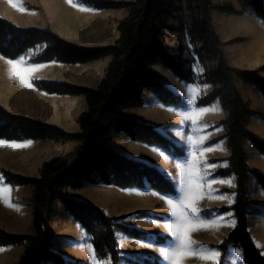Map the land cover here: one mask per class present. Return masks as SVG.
<instances>
[{"label": "trees", "instance_id": "obj_1", "mask_svg": "<svg viewBox=\"0 0 264 264\" xmlns=\"http://www.w3.org/2000/svg\"><path fill=\"white\" fill-rule=\"evenodd\" d=\"M182 0H81L82 4L98 9H126L117 26L118 39L101 47L77 45L61 37L49 27H21L0 16V55L16 59L31 49L44 46L32 57L33 64L56 62L84 65L110 57L104 76L95 88L58 80L36 79L33 85L42 92L61 96L84 97L86 109L78 116L79 130L68 132L64 128L39 118L13 112L0 103V140L8 142L52 141L74 142L76 148L64 157L43 162L37 176H28L2 169L6 184L29 187L32 190V234L13 233L0 227L1 246H24L17 264H80L68 261L53 249L52 224L58 217L59 207L79 223L90 236L98 259L109 258L111 264H120L124 251L118 246L116 232L122 231L136 239H146L148 233L120 222L107 215L96 203L65 194L64 190L90 184H103L118 188L155 190L163 195L177 196L174 183L158 168L129 158L112 147L119 138L157 146L173 154L183 155V148L161 134L157 127L143 120L131 118L120 111L131 103L144 105L145 99L137 93L141 87L163 105L184 107L182 96L156 78L146 74L143 66L158 62L175 77L186 83L197 79L191 64L182 60L183 48L176 53L161 40L167 36L165 23L171 18L177 3ZM190 12L185 31L191 43L200 44V63L214 61L216 69L205 71L201 82L213 89L200 97L196 104L206 106L215 99L221 101L226 118L228 167L216 175L234 176L236 200L232 205L219 207V212L232 211L236 219L234 229L214 245L219 251L217 264H227L229 249L239 247L244 264H264V255L255 245L249 231L247 217L246 184L250 174L264 189V174L251 171L242 143L249 140L264 155V141L247 128L251 112L236 89V81L251 85L264 98V78L255 71L230 67L213 26L210 0H183ZM243 8L251 10L264 21V0H241ZM233 13L234 7H218ZM138 218L149 216L146 211ZM167 236H156L164 243Z\"/></svg>", "mask_w": 264, "mask_h": 264}, {"label": "rangeland", "instance_id": "obj_2", "mask_svg": "<svg viewBox=\"0 0 264 264\" xmlns=\"http://www.w3.org/2000/svg\"><path fill=\"white\" fill-rule=\"evenodd\" d=\"M210 1L213 5V13L221 11L218 7H228V0ZM125 14L124 9L98 10L90 8L82 4L81 0H0V16L11 20L18 26L49 27L66 40L86 47H101L115 42L118 38L117 26ZM187 22H190V12L182 0L177 3L176 10L173 11L171 18L165 23L167 36L161 42L173 53H176L179 48H183V62L192 65L197 75L196 82H201V76L207 67H203L199 63L198 51L200 44L190 42L184 29ZM43 49L44 46H38L16 59H7L0 55V103L13 112L56 124L68 132H76L74 128L78 125V116L86 109L85 98L47 94L39 91L33 85V81L36 79L58 80L95 88L101 81L107 60L103 58L84 65H67L56 62L33 64L30 59L42 52ZM142 69L146 74L156 78L171 90L180 94L186 102L190 103V106L192 105L191 100H193L194 91L191 93L188 91V94L187 91L184 93L181 86L176 84L179 83L177 82L179 79L158 62L143 66ZM170 77L174 78L173 82L169 81ZM136 91L144 97L145 104L131 103L124 111L129 114L137 113L146 122L151 119L150 112L152 108L148 106L149 101H147L148 98L145 96L144 90L137 87ZM195 105L198 106L196 103ZM184 116V113L172 115L173 121H175L172 124L179 126V122ZM164 135L180 146L181 133L179 131L172 128L169 134ZM76 146L77 144L74 142L31 140L8 142L0 140V223L12 219L13 212L20 213L25 218L32 214L31 188L6 186L1 170L6 169L28 176H37L43 162L56 157H64L72 152ZM112 146L129 158L155 166L160 171L168 173V175L172 174L174 179L171 181L174 183L177 196L171 197L178 199L177 202L179 201V203L189 199L185 182H182L177 176L176 162L171 164V160L164 161L149 149L134 144V142H129L125 138L117 139ZM182 148L184 151L181 157H174L173 154L171 156L182 161L185 156V148ZM181 167L186 174L188 173V179L191 180V173L196 170L195 163L191 165L188 162L187 164H181ZM190 184L193 185V182H190ZM70 193L102 206L107 215L113 218L121 212L131 211L132 209L137 212L164 213L160 207L162 206L161 199L163 197L152 193L150 189L127 190L103 184H90L76 188ZM167 205H170V203ZM157 207L158 209H154ZM125 213L127 214L123 217L124 222L121 220L120 222L148 232V237L146 239H136L121 232L131 239L126 243L119 236V247L124 249V255L135 251L139 253L138 255L124 256L122 264H195L194 262L201 259V254H196L193 250H190V252L183 250L180 255L158 251L155 257L144 258L141 253L149 254L147 241H153L157 245L153 240L156 235L153 234L160 233L148 231L146 221L142 223L135 222L134 213ZM191 213L194 212L191 211ZM64 214L66 215L63 208L59 207L58 217ZM202 214L206 215L207 212ZM133 222L141 226H134L132 225ZM164 224L158 226L163 232L165 231L164 228L168 229V226ZM54 230L56 233L59 231L56 224H54ZM194 232L195 230L192 231L191 236ZM56 238L60 239L58 236ZM204 243L206 242L196 240L194 245ZM219 243H210V245L214 247ZM230 262L231 264H238L236 259L235 261L230 259ZM86 264L94 263L87 257ZM102 264H111L109 258H106Z\"/></svg>", "mask_w": 264, "mask_h": 264}, {"label": "crops", "instance_id": "obj_3", "mask_svg": "<svg viewBox=\"0 0 264 264\" xmlns=\"http://www.w3.org/2000/svg\"><path fill=\"white\" fill-rule=\"evenodd\" d=\"M227 5L228 7H234L236 12L229 13L221 10L213 13V10L211 11L213 26L222 42V49L227 64L233 68L255 71L264 78L263 19L258 17L250 7L243 8L241 6V0H228ZM124 10L126 11V9ZM105 59L107 60V67L110 62V57H105ZM200 64L203 67H207L203 73L216 69V63L214 61H205ZM103 76L104 73L102 78ZM169 81L173 82L174 78L170 77ZM177 82H179L176 83L178 84L177 86H181L184 93L187 91L188 94V91L189 93L194 91V95L192 96L193 100H191L192 105L190 106V103L184 100V107L166 106L158 102L152 94L144 91L145 96L148 98L147 101H149L148 106L152 108L150 112L151 119L146 122L156 126L158 131L163 135L169 134L172 128L181 133L180 146L185 148L183 160H177L171 156L170 152L160 147L149 146L144 143L134 142L131 139H125L149 149V151L160 156L164 161L171 160V164L176 162L177 176L182 182H185L189 199L183 201V203H179V201L177 202L178 199L172 198L170 195H163L150 189L152 193L163 197L161 199L162 206H160L164 212L163 214L148 212L149 216L138 218L136 217L138 212L133 209L125 212L134 213L136 218L134 220L135 222L142 223L146 221V229L148 231L160 233L153 235L168 237L163 244L156 242V236H154L153 240L157 245L153 241H147L146 245L148 246L147 251L149 254L141 253V256L144 258L155 257L158 251L180 255L183 250L188 252L193 250L196 254H201V259L198 262H194L195 264H217L219 251L211 247L210 243L221 242L226 234L231 232L236 225V219L232 211L219 212L217 210L219 207L232 205L236 200L234 192L236 188L235 177L216 175L219 169L228 167L227 158L229 151L227 148V129L221 123L226 118V112L218 98L206 106L195 105L200 97L207 95L213 89V85L196 81L194 83H186L181 80ZM236 89L244 100L245 107L251 112L246 128L257 138L264 141V98L254 87L244 83L242 80L236 81ZM125 108L120 111L122 114L143 120L137 113L129 114L125 112ZM182 113L185 116L179 122V126L173 125L172 123L175 121H173L172 115ZM74 130L78 131L79 126L77 125ZM242 147L251 171L264 174V155L249 140L243 141ZM188 162L191 165L195 163L196 166V170L191 173V180L188 179V173L186 174L181 167V164H187ZM163 173L170 180L174 179L172 174L168 175L165 171ZM190 182H193V185ZM246 185V213L249 222V231L255 245L264 255V189L256 181L253 174L249 175ZM6 186L11 187L9 184ZM74 189L76 188L65 189L64 192L70 197L85 200L72 195L70 192ZM125 189L139 190V188L135 187ZM168 203L170 205H167ZM158 207L154 209H158ZM189 209H192L191 211L194 213L192 214ZM125 212L119 213L116 217L124 222L123 217L127 214ZM203 212H207V214L203 215ZM13 214V218L5 220L4 223H0V227L13 233L32 234V214L27 218L20 213L13 212ZM135 222L132 225L141 226ZM54 224H56L59 230L58 233L54 230ZM162 224L168 226V229L164 228V232L158 228ZM52 225V230L55 234L53 249L61 254L65 260L75 261L80 264H86L87 257L94 264H102L105 261L106 258L100 260L96 257L95 250L90 242V236L79 223L64 214L61 217H57ZM193 230L196 233L194 232L193 236H191ZM121 232H116L118 246L119 236L126 243L131 240L123 234L124 232ZM57 236L60 239L56 238ZM196 240H202L206 243L194 245ZM120 249L124 251V249ZM23 252V245L1 246L0 264H17ZM134 254L138 255L139 253L135 251L127 253L124 256ZM234 258L238 264H244L242 251L239 247L229 249L227 264H231L230 259L235 261ZM95 260L98 261L96 262ZM122 262L123 259L120 261V264Z\"/></svg>", "mask_w": 264, "mask_h": 264}]
</instances>
